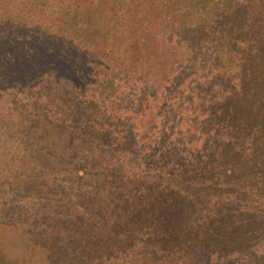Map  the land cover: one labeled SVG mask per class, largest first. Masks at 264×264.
<instances>
[{
    "label": "trees",
    "instance_id": "trees-1",
    "mask_svg": "<svg viewBox=\"0 0 264 264\" xmlns=\"http://www.w3.org/2000/svg\"><path fill=\"white\" fill-rule=\"evenodd\" d=\"M0 264H264V0H0Z\"/></svg>",
    "mask_w": 264,
    "mask_h": 264
}]
</instances>
